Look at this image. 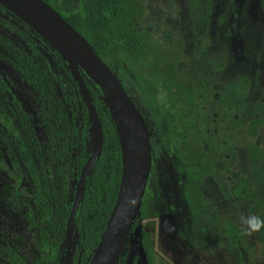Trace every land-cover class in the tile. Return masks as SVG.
Here are the masks:
<instances>
[{"label":"rangeland","instance_id":"obj_1","mask_svg":"<svg viewBox=\"0 0 264 264\" xmlns=\"http://www.w3.org/2000/svg\"><path fill=\"white\" fill-rule=\"evenodd\" d=\"M64 1L69 4L64 6L66 11L79 8L80 0ZM132 1L137 5V27L147 37V49L141 55L118 53L113 61H123L133 75L145 81L165 110V123L171 125L179 149L191 164L209 171L192 188L197 212L185 218L164 213L143 220L144 230L154 238L156 264H264V230L244 235L239 220L242 213L264 217V203L258 197L238 199L232 193L238 175L251 176L255 147L264 151V124L254 125L255 110L264 100V0ZM2 39L25 51L34 49L48 66L62 99L65 61L0 5V69L33 117L38 138L47 150L56 203L63 201L64 187L72 201L80 186L74 167L66 163L60 133L48 132L37 96L11 66ZM232 86L238 91L235 96L240 95V115L228 106L232 96L227 90ZM225 93L229 94L224 102L228 108L219 104ZM4 139L0 130V237L21 255L37 256L40 235L30 220L37 213L35 184L23 165L2 148ZM98 145L96 127L93 146L97 149ZM137 146L135 139L123 146L127 171L138 163L141 150ZM258 194L263 197L264 191ZM159 204L154 197L149 214ZM229 226L241 234L236 246L225 231ZM75 235L72 247H67V264H90L101 241L96 244L93 240L85 247L78 226ZM142 251L137 236H132L118 264H145Z\"/></svg>","mask_w":264,"mask_h":264},{"label":"trees","instance_id":"obj_2","mask_svg":"<svg viewBox=\"0 0 264 264\" xmlns=\"http://www.w3.org/2000/svg\"><path fill=\"white\" fill-rule=\"evenodd\" d=\"M43 1L60 13L117 74L147 122L152 147V170L140 214L126 245L132 236H137V242L145 254L144 263L156 264L154 238L144 230L143 220L150 216L160 217L164 213H175L185 218L187 214L197 212L192 188L200 176H206L209 171L191 164L179 149L171 125L165 123L166 112L145 81L133 75L123 61H113L118 53L141 55L147 49V37L137 27V5L132 0H80L77 10L66 11L64 6L69 4L64 0ZM1 42L9 53L11 66L37 96L41 107L40 117L48 132L60 133L66 163L74 167L79 186L83 180V194L75 224L84 236L85 247H89L93 240L98 244L106 232L124 179L122 143L107 97L97 81L80 68L86 84L84 93L65 62L67 80L62 88V99L56 91L48 66L34 49L25 51L5 39ZM227 91L232 98L226 105L234 114L240 115L237 99L240 95L235 96L237 89L232 86ZM228 99V93L222 95L219 101L221 107L228 108L224 104ZM88 103L96 109L103 129L104 146L100 154L93 146L95 124L89 117ZM255 111L254 125L257 128L264 124V100ZM0 130L5 136L2 148L13 155L16 163L23 165L35 184L33 202L37 213H33L30 220L40 235V252L37 256L21 255L11 242L0 237V264H65L67 239L64 223L75 204L76 194L70 201L64 187L61 193L63 201L56 203L58 194L50 178L47 150L38 138L33 117L25 111L14 92L12 81L1 69ZM251 162V176L245 178L238 175L232 193L238 199L258 197L259 202L264 203V195L261 197L258 194L259 190L264 191V151L255 147ZM154 197L160 204L149 214ZM225 231L233 245H238L241 240L238 230L229 226L225 227Z\"/></svg>","mask_w":264,"mask_h":264},{"label":"water","instance_id":"obj_3","mask_svg":"<svg viewBox=\"0 0 264 264\" xmlns=\"http://www.w3.org/2000/svg\"><path fill=\"white\" fill-rule=\"evenodd\" d=\"M0 5L27 24L59 53L71 68L84 93L86 92V84L80 68L97 81L107 97L108 104L109 98H111L125 118L137 126L142 144V154L138 163L133 165L130 171H127V163L124 158V179L121 193L110 217L106 232L90 263L118 264L131 229L140 214L151 174L152 147L147 122L128 95L117 74L60 13L43 0H0ZM88 112L91 121L99 132V145L96 150L100 154L104 146L102 125L96 109L89 103ZM92 163L88 165V169ZM128 172L130 173L127 176ZM82 188L83 180L80 183V190L76 195V201L67 223L66 239L68 248L72 247L76 226L75 217L83 194ZM69 259L70 251H67L65 264L68 263Z\"/></svg>","mask_w":264,"mask_h":264},{"label":"bare ground","instance_id":"obj_4","mask_svg":"<svg viewBox=\"0 0 264 264\" xmlns=\"http://www.w3.org/2000/svg\"><path fill=\"white\" fill-rule=\"evenodd\" d=\"M38 6L40 7L41 5H38ZM109 104L111 106V109L117 121V126L119 128L122 146L132 141V139H135L138 145L137 147L139 151L141 150L140 153L142 154V148H141L142 144H141V139H140V135L138 134V129H137L136 124L133 122H129L125 118V116L119 111L116 104L111 98H109Z\"/></svg>","mask_w":264,"mask_h":264},{"label":"clouds","instance_id":"obj_5","mask_svg":"<svg viewBox=\"0 0 264 264\" xmlns=\"http://www.w3.org/2000/svg\"><path fill=\"white\" fill-rule=\"evenodd\" d=\"M239 220L244 235L251 236L253 233L264 230V217L252 213H242Z\"/></svg>","mask_w":264,"mask_h":264},{"label":"flooded vegetation","instance_id":"obj_6","mask_svg":"<svg viewBox=\"0 0 264 264\" xmlns=\"http://www.w3.org/2000/svg\"><path fill=\"white\" fill-rule=\"evenodd\" d=\"M1 6H2V5H1ZM4 8H5V7H4ZM5 9H6V8H5ZM6 10H7V9H6ZM9 12H10V11H9ZM10 13H11V12H10ZM12 14H13V13H12ZM13 15H14V14H13ZM14 16H15V15H14ZM17 18H18V17H17ZM18 19H19V18H18ZM22 22H23V21H22ZM151 170H152V169H151ZM150 175H151V174H150ZM75 225H76V224H75ZM66 228H67V227H66ZM75 233H76V226H75ZM75 236H76V235L74 234V237H73L74 242H75ZM73 240H72V245H73V243H74ZM67 247H68V246L66 245V253H67ZM66 253H65V258H66ZM65 258H64V262H65Z\"/></svg>","mask_w":264,"mask_h":264}]
</instances>
